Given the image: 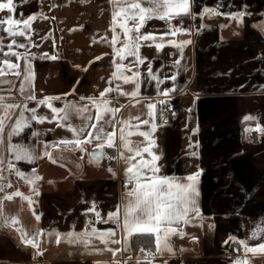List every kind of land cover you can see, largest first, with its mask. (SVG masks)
Returning <instances> with one entry per match:
<instances>
[{
	"label": "crops",
	"instance_id": "crops-1",
	"mask_svg": "<svg viewBox=\"0 0 264 264\" xmlns=\"http://www.w3.org/2000/svg\"><path fill=\"white\" fill-rule=\"evenodd\" d=\"M140 2L144 7L151 6L150 0ZM13 4V10L0 9V22L8 16L26 19L33 13L36 18L31 22L30 36L19 32L10 36L6 31L9 25L0 23V64L10 59L19 72H9L3 65L5 74L0 75V115L4 116L0 140V264H232L237 256L246 257L248 264H264V253H245L238 241L225 244L230 234L247 238L250 246L264 240V132L255 130L257 123L264 126V0H191L193 15L173 17L171 21L149 13L140 34H169L163 41H140L138 55H125L122 60L115 51L124 46L126 38L117 24L115 34L119 39L113 46V0H13ZM218 4L221 6L216 7ZM204 6L218 13L242 10L251 15L246 14L242 21L228 15L201 17L198 14ZM185 16L189 24L178 26L175 20ZM138 22V17L128 20L133 38ZM176 27L189 31L173 36ZM13 40L16 43L12 48L19 58L9 53L8 45ZM167 40L191 43L181 52ZM157 44L163 46L157 48ZM25 57L31 62L34 78L22 92ZM116 63L125 66L122 72L117 71ZM150 68L152 77L148 75ZM137 72L139 77L134 76ZM125 76L134 80H125ZM157 76L162 81L159 86L154 78ZM137 84L139 91L133 95ZM173 84L175 90L165 97L163 90ZM106 87L112 89L106 93L109 106L118 109L114 146L93 139L81 149L71 142V130L51 119L52 111L46 104H39L43 97L63 96V100L52 101L57 107L67 105V119L62 123L78 125L87 116L76 110L88 104L82 97H98ZM31 95L36 99H26ZM161 100H167L175 112L171 123L161 124L159 120L157 102ZM149 102L157 104L153 151L159 156V174H175L186 182L183 178L188 174L197 168L203 170L198 184L200 215L189 212L187 222L173 224L178 231L169 237V243L175 254L167 250L156 254V243L151 256L146 249L135 252L134 234L126 237L115 221L104 222L117 205L122 222L127 190L132 187L122 184L128 167L126 158L132 153L123 147L121 125L128 121L133 127L125 129L126 138L133 147H143L147 141L141 132L149 130L150 125L140 121L152 119ZM25 103L28 109H36L38 116L49 119L31 120L22 132L12 136V144H23L36 157L17 161L13 159L15 152L9 150L8 134ZM3 105L17 107L5 109ZM24 114L31 117L27 110ZM91 114L94 119L95 109ZM247 114L259 119L243 120ZM249 128L253 130L246 131ZM33 131L37 135L33 136ZM65 139L70 142L58 147L45 144ZM190 142H199L196 156L189 155L193 151ZM97 144L104 145L105 160L101 163L88 159L92 160L90 154L99 150ZM46 151L51 158L43 154ZM143 155L150 158L148 153ZM51 159L61 165L54 181L49 175ZM9 162L15 167L10 168ZM17 170L27 178L18 176ZM37 176L39 179H35ZM16 192L22 195H12ZM24 197H30L31 203ZM93 198L101 215L99 221L95 213L85 212ZM93 225L99 230L112 228L114 233L107 242L99 233L84 236L83 240L91 241L87 245L71 243L63 235L57 242V233H82L86 228L91 233ZM253 229L260 235L253 237ZM22 234L36 239L38 248L25 245ZM113 249L119 251L114 254Z\"/></svg>",
	"mask_w": 264,
	"mask_h": 264
},
{
	"label": "snow or ice",
	"instance_id": "snow-or-ice-1",
	"mask_svg": "<svg viewBox=\"0 0 264 264\" xmlns=\"http://www.w3.org/2000/svg\"><path fill=\"white\" fill-rule=\"evenodd\" d=\"M150 7H144L140 0H113V12H112V25L114 35L112 37L113 46H115V42L119 39L118 34H115V28L117 24L123 29L126 43L120 49H116L115 55L119 56L121 60L125 55H138V49L140 48V41L151 39L153 41L159 39L161 41L164 40V36L169 33H163L159 36H156L153 33H144L140 34V28L145 23L148 14H154L159 16L160 19H166L171 21L173 17H181L183 15H193L191 12V0H150ZM218 4L216 7H220ZM0 9L13 10L14 4L13 0H0ZM251 15V13H246L245 11L238 10L235 12L228 13H218L215 8L204 6L202 11L198 14L201 17L208 15L209 18L212 15H228L231 17H235L238 21H242L245 15ZM139 18V22L134 25L136 29V36L133 38L131 35L132 28L128 25V20ZM36 18V14H29L26 19H14L12 16H8L6 21L0 23H7L9 27H7L6 31L11 36L19 32L20 34L31 35V22ZM22 27H16L21 26ZM83 27V26H81ZM187 28L176 27L172 30L171 35L175 36L179 32H188ZM199 31V30H198ZM16 41L13 40L8 45L9 53H13L17 55L19 58V53H14L12 45L15 44ZM167 44L174 45L181 49V52L185 45L191 43L190 40L176 41V40H167ZM162 44H157L156 47H162ZM23 47V45H20ZM3 45L0 44V50H2ZM8 53H6L7 55ZM34 55V54H33ZM55 59V57H51ZM95 59L99 60L100 57H96ZM26 60V74L24 78V82L21 84V91L23 92L26 87L31 85V81L34 78V72L32 71L31 62ZM142 62V61H141ZM115 63V60H113ZM3 65L7 66V71L11 72L13 69H17L16 74L18 75V65L14 64L10 59H4L2 64H0V75L5 74V69ZM177 68L180 67V61L176 62ZM115 68L118 72H122L125 66L123 64L116 63ZM116 72L113 73V76H116ZM149 77L153 76L151 68L148 73ZM135 77H139L140 73H134ZM157 81V86L162 81L159 77H154ZM175 75L171 77V79L175 80ZM125 80L132 79V77H124ZM243 87V85L241 86ZM112 89L110 87H106L102 92L99 93L98 97L89 96L82 97V99H87L88 104H83L77 106V112L83 117L85 113L87 116L83 119L82 123L78 125L63 124L62 121L67 119V105L64 107H57L52 103L54 100H63V96H51V97H43L39 100V104H46V106L51 109L52 116L51 119L57 121L60 126L67 127L71 130L74 137V142L76 146L83 149L85 143H91L93 139L103 140L105 144L108 146H114V139L116 134V124H115V114L118 109H114L109 106V101L106 99V93H109ZM175 90V84H173L172 88H165L163 90V95L165 97L168 94ZM139 91V84H137L136 91L132 94L136 95ZM161 93L158 91V95ZM67 94H65L66 96ZM26 99L35 100L36 96L31 95L26 97ZM161 105L160 107V115H164V105L168 103L167 100L158 101ZM38 104V106H39ZM5 109L17 107V105H3ZM171 107V105H169ZM148 115L152 117L151 120L144 119L140 121V124L150 125V129L146 131H142L141 135L147 141L143 147H133L132 141L126 138L125 129H131L133 126L129 124L128 121H124L120 128V139L123 142V147L128 149L129 152L132 153L131 156L127 157L128 167L126 168V181L132 184V187L127 190L126 203L123 206V220L121 222L120 219V206L117 205L115 207V211H109L107 214V220L104 222L107 223L108 220L115 221L117 227H122L126 237H131L133 234L136 235H146L151 236L155 235V243H156V254H163L165 250L170 253H173V249L171 244L169 243V237L178 231L177 228L173 227L174 223H177L181 220L187 222L189 212H194L197 216L200 215V209L197 204V199L200 196L199 191V177L202 175L203 170L197 168L196 172L188 174L184 180L186 182H181V178L177 177L175 174L172 175H160V167L157 164V160L159 156L155 151H153L154 147H156V141L153 137V133L156 131L158 125L155 123V116L157 110V104L149 102L147 104ZM91 109H95V117L91 114ZM24 110H27L31 113V117H27L24 114ZM191 111V109H189ZM65 113V115L61 116L60 113ZM110 114V115H109ZM173 114H175L173 112ZM48 116H38L36 114V109H28L27 104L25 103L23 109L21 110L20 116L16 119L14 125L12 126L9 134V150L15 152V156L13 159L19 161L21 159L34 160L36 157L26 148L23 144L17 145L11 143V138L13 135H18L23 131L24 127L28 125L31 120H38L43 122L48 120ZM243 120H258V117L252 116V114H247L243 118ZM140 124L135 125L137 130L140 129ZM111 126V131H108V127ZM4 130V116L0 115V140H2V133ZM253 130L251 128L246 129V131ZM255 130L259 132H264V126L257 123L255 125ZM193 132L196 129H192ZM86 133V134H85ZM129 135L131 132L129 131ZM37 135L36 131H33V136ZM67 139L61 141H45L46 146L51 144L52 147H58L60 143H69ZM199 142H190L189 148L193 149L189 153L191 156H196L197 152L195 151L198 148ZM103 144H97V149H103ZM143 153H148L150 158H145ZM44 155H48L51 158V154L49 152L43 153ZM123 156V153H121ZM139 157V159H137ZM96 158H99V154H97ZM9 167L14 168L15 165L9 162ZM35 173V169L32 170ZM18 176L27 178V174L23 173L20 170H17L16 173ZM35 179H39V177H35ZM34 182V181H30ZM38 194V191H37ZM12 195H22V193L16 192ZM28 199L31 203L30 197H24ZM86 213H95L96 219L99 221L101 219L100 212L96 208L95 199L93 198L92 206L89 209L85 210ZM37 220L40 219L39 216L36 217ZM13 223H15V218L13 219ZM41 232L44 230H40ZM49 231V234H51ZM99 233L100 239L104 241H108L113 233L114 229L107 228L103 230H99L92 226L91 233L88 232L87 228L82 233H77L74 230L70 231L66 234L57 233L56 239L57 242L60 241L61 235L65 236L71 243H81L84 242L86 245L91 243L90 240H83L84 236L95 235ZM181 235L184 233L181 232ZM260 233L256 229H253L252 236H259ZM20 239L23 241L25 245H32L33 247L38 248V241L32 237H29L27 234H22ZM195 239V238H194ZM231 241H238V243L243 247L245 253H264V240L261 243L256 245H249L247 238L239 239L235 235H229V238L225 240V244ZM91 251H99V249H90ZM119 249H113V253L118 252ZM238 251V250H237ZM148 255L151 256L153 253L151 251L148 252ZM147 259V257H145ZM166 264V262H165ZM232 264H248L247 258H241L237 256Z\"/></svg>",
	"mask_w": 264,
	"mask_h": 264
},
{
	"label": "built area",
	"instance_id": "built-area-1",
	"mask_svg": "<svg viewBox=\"0 0 264 264\" xmlns=\"http://www.w3.org/2000/svg\"><path fill=\"white\" fill-rule=\"evenodd\" d=\"M190 20L188 17H182V18H178L177 20H175V23L178 25V26H182V25H187L189 24ZM169 103L165 104L163 107H164V115L161 116L160 115V107L161 105L159 104V111H158V114H159V120L161 122V124H168V123H171L173 120H174V117H175V114H173L174 110L172 107H169ZM175 113V112H174ZM122 184L123 185H130L131 183H128L125 180L122 181Z\"/></svg>",
	"mask_w": 264,
	"mask_h": 264
},
{
	"label": "trees",
	"instance_id": "trees-1",
	"mask_svg": "<svg viewBox=\"0 0 264 264\" xmlns=\"http://www.w3.org/2000/svg\"><path fill=\"white\" fill-rule=\"evenodd\" d=\"M132 246L135 252H139L143 249L153 252L155 249V237L154 235H136L132 236Z\"/></svg>",
	"mask_w": 264,
	"mask_h": 264
},
{
	"label": "rangeland",
	"instance_id": "rangeland-1",
	"mask_svg": "<svg viewBox=\"0 0 264 264\" xmlns=\"http://www.w3.org/2000/svg\"><path fill=\"white\" fill-rule=\"evenodd\" d=\"M129 80H134V77H132V79H129ZM88 159L92 162H95V163H97V162L101 163V162H104L105 157H103L101 159H95V160L94 159L91 160L90 158H88ZM51 163H52V167H51V171L49 172V175L51 177V180L54 181V178L56 177V175L58 173L57 167L60 165V163H59V161H54L53 159H51Z\"/></svg>",
	"mask_w": 264,
	"mask_h": 264
},
{
	"label": "water",
	"instance_id": "water-1",
	"mask_svg": "<svg viewBox=\"0 0 264 264\" xmlns=\"http://www.w3.org/2000/svg\"><path fill=\"white\" fill-rule=\"evenodd\" d=\"M103 153H104V149H102V150L99 149V150H95V151H93V152L90 154V156H91L93 159H100V158H102ZM97 154H99V158H96ZM98 264H108V263L100 262V263H98Z\"/></svg>",
	"mask_w": 264,
	"mask_h": 264
}]
</instances>
